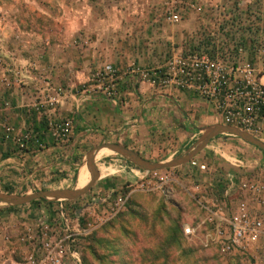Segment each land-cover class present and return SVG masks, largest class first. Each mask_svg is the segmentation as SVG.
I'll list each match as a JSON object with an SVG mask.
<instances>
[{"label": "rangeland", "instance_id": "rangeland-1", "mask_svg": "<svg viewBox=\"0 0 264 264\" xmlns=\"http://www.w3.org/2000/svg\"><path fill=\"white\" fill-rule=\"evenodd\" d=\"M45 36L48 44L54 47L53 73L59 78L63 76L68 85L47 83L51 80L44 77L47 74L43 70V97L41 100L38 98L34 105L25 107L34 109L38 114L54 110L65 92L77 95L86 90V95L102 96L105 100L115 98L116 89L113 96L107 97L95 88L94 75L104 65L113 66L119 77H124L133 69L134 74L130 76L142 78L145 74L161 79L173 76L175 59L194 54L217 58L229 64L244 62L256 72L264 73V66L257 64L259 61L264 63V0H0V67L15 60H27L31 64L29 69L35 72L32 61L42 60ZM61 58L66 63L63 64ZM118 80L114 81L115 88ZM49 95L56 98L52 108L46 106ZM198 96L213 104L217 124L234 127L264 144V123L259 127L226 123L218 100ZM66 122H69L71 130L69 118H49L46 126L60 136ZM105 141L85 146L83 162L86 152L92 147L111 143ZM18 147L24 149L22 145ZM120 158L109 152L95 160L94 164L98 172L104 168L114 171L113 167ZM75 161L76 166L72 170L74 179L81 167V153ZM228 162L242 165L236 168L237 171H227L233 177L231 182L234 186L232 196L225 199L223 192L228 187V181L224 172L216 170L214 174L218 173V176H207L206 167L219 163L226 165ZM253 163L254 166L246 168L247 164ZM126 165L132 166L129 162ZM154 174L157 178L167 174L175 177L176 184L171 185L172 194L167 199L158 192L135 189L139 184L131 176L111 174L99 176L89 191L77 200L59 201L70 227L74 213L79 209L83 214L81 227L90 225L92 229L81 233V238H73L71 250L74 249L78 255L79 264H241L236 258H222L214 250H200L183 238L181 228L199 216L197 202L226 205L230 201L233 209L239 202H245L249 207L248 200H253V190L260 192L264 200V152L235 137L219 135L185 165ZM113 177L123 178V183L117 191L100 195L99 187ZM247 188L251 193L246 191ZM41 190L48 189L35 191ZM130 190L134 191L122 211L101 226H96V218H103L106 213L102 211L100 216L94 210L93 214L90 210L92 205L98 203L100 207L101 203L106 211L115 197L123 196ZM51 202L53 208L50 204L47 210L44 203H38L36 208L45 214V218L39 219L43 221L41 227L48 225L53 234L59 235L56 208L59 202ZM12 208L15 207L6 209V206L0 205V247H8L6 252L0 253V264L35 263V252L40 249L41 227L37 224L32 233L35 237L29 239V227L21 224L25 211H13ZM60 264L76 263L66 255Z\"/></svg>", "mask_w": 264, "mask_h": 264}, {"label": "crops", "instance_id": "crops-1", "mask_svg": "<svg viewBox=\"0 0 264 264\" xmlns=\"http://www.w3.org/2000/svg\"><path fill=\"white\" fill-rule=\"evenodd\" d=\"M45 42L46 47L40 57L42 60L32 61L35 72L29 69L31 64L27 60H15L12 64L0 67V74H3L0 76V192L8 189L26 194L25 192H36L37 189L76 188V177L74 179L72 175L73 167L76 166L75 158L81 153L80 168L85 167L82 159L83 148L96 141L108 140L107 142L131 150L149 162L168 161L184 153L205 129L218 123L213 104L200 98L198 94L171 87L156 88L149 80L130 74L124 77L120 75L116 83V97L113 99L105 100L102 96L86 95L85 90H82L77 95L65 92L66 95L52 111L38 114L34 109H25L43 97V70L47 74L44 77L51 80H47V83L68 85L63 76L59 78L54 75V47L48 44L47 36ZM61 62L66 63L63 58ZM257 64L259 67L264 66L261 61ZM52 112L54 113L51 114ZM49 118H69L71 130L64 136H56V131L46 126ZM27 133L28 137L25 138ZM21 145L24 147L22 150L18 147ZM120 159L116 161L118 164L113 167L114 171L104 168L98 172V177L114 174L135 178L142 172L126 165L128 162L125 159ZM233 164L228 162L226 165L219 163L214 167H206V174L218 176V173L214 174L218 170L228 176L227 171H237L236 168L242 165ZM254 165L255 163L247 164L246 168ZM88 174L86 169L82 187L88 182ZM122 179L113 177L104 181L98 193L117 191L123 183ZM38 203L41 202L12 208L13 211H25L22 220L27 219L24 222L21 220V224L29 227V239L34 236L33 228L37 224L41 227L43 221L39 219L45 218L44 211L36 208ZM50 204L53 208L54 204ZM50 204L44 207L48 210ZM97 204L92 205L90 210L93 214L96 211L102 216L106 207L101 203L100 207ZM56 208L59 210L62 204L57 203ZM75 214L79 216L77 220ZM82 215L78 209L71 221V230L78 238H81L85 228L81 227ZM41 229L42 227L39 228ZM7 248L0 247V253Z\"/></svg>", "mask_w": 264, "mask_h": 264}, {"label": "built area", "instance_id": "built-area-1", "mask_svg": "<svg viewBox=\"0 0 264 264\" xmlns=\"http://www.w3.org/2000/svg\"><path fill=\"white\" fill-rule=\"evenodd\" d=\"M173 65V76L154 79L142 74L139 79L149 80L156 88L173 87L192 91L211 101L218 100L219 107L223 109L222 118L226 123L253 127L264 123V80H261L264 73L256 72L244 62L229 64L224 60L194 54L175 59ZM134 71L131 69L126 73L132 75ZM117 74L118 71L113 66L104 65L94 75L95 88L100 90L101 95L110 97L116 93L114 81L119 78ZM55 103L54 96L46 97V106L52 108ZM63 126L61 136L70 131L69 122ZM154 173L139 172L135 176L139 184L135 189L158 192L167 199L172 194L171 185L176 184L175 177L167 174L157 178ZM232 178L231 175L225 178L228 181V187L223 192L225 199L232 196ZM133 191L115 197L106 209L105 216L96 218V226H101L122 211ZM246 191L251 193L248 188ZM253 191V200H248L251 204L249 207L245 202H239L234 209L230 201L226 205L197 202L199 216L190 224L182 226L183 238L202 251L214 250L222 258H236L241 264L264 263V200L260 192ZM245 201L247 202L246 199ZM75 218L77 220L78 215ZM57 224L60 227L59 235L53 234L50 226H42L38 242L40 249L35 252L37 261L32 264H60L66 255L79 264L78 255L74 249L71 250L74 232L62 208L58 210ZM89 226L82 233L92 230Z\"/></svg>", "mask_w": 264, "mask_h": 264}, {"label": "water", "instance_id": "water-1", "mask_svg": "<svg viewBox=\"0 0 264 264\" xmlns=\"http://www.w3.org/2000/svg\"><path fill=\"white\" fill-rule=\"evenodd\" d=\"M219 135H229L235 137L261 151L264 152V144L252 137L251 135L242 132L231 126L215 124L205 129L195 143L190 146L184 153L164 162H149L142 159L136 153L114 143H101L92 147L84 156V164L89 173L88 182L82 188L74 189H56V190H41L31 194L15 195L8 193H0V205L6 207H17L26 205L33 201H74L85 195L93 184L98 180V171L94 164V158L97 152L101 149L118 155L128 161L133 167L143 172H157L162 170L174 169L185 165L194 156L201 152L207 144Z\"/></svg>", "mask_w": 264, "mask_h": 264}, {"label": "bare ground", "instance_id": "bare-ground-1", "mask_svg": "<svg viewBox=\"0 0 264 264\" xmlns=\"http://www.w3.org/2000/svg\"><path fill=\"white\" fill-rule=\"evenodd\" d=\"M109 153L106 149H101L97 152L95 155L94 161L99 159L102 155ZM85 172L86 169L85 167H82L78 170L77 175H76V188H81L85 179Z\"/></svg>", "mask_w": 264, "mask_h": 264}, {"label": "trees", "instance_id": "trees-1", "mask_svg": "<svg viewBox=\"0 0 264 264\" xmlns=\"http://www.w3.org/2000/svg\"><path fill=\"white\" fill-rule=\"evenodd\" d=\"M4 192H6V193H10L11 191L8 190V189H6ZM124 195H125V193H124ZM124 195H123V196H124ZM127 201H128V199H127ZM37 202H41V203H45V204H50V203H52L51 201L40 200V201H33V202L29 203V204L37 203ZM63 203H66V202L63 201ZM10 208H11V207H6V209H10Z\"/></svg>", "mask_w": 264, "mask_h": 264}]
</instances>
